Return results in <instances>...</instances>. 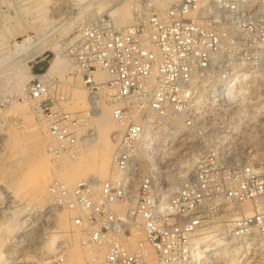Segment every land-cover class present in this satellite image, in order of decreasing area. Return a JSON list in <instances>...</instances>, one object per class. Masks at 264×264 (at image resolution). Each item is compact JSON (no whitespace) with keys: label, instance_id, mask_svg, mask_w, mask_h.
Instances as JSON below:
<instances>
[{"label":"built area","instance_id":"built-area-1","mask_svg":"<svg viewBox=\"0 0 264 264\" xmlns=\"http://www.w3.org/2000/svg\"><path fill=\"white\" fill-rule=\"evenodd\" d=\"M70 53L93 105L104 97L123 128L109 177L48 185L56 206L71 212L82 245L107 246L101 264H148L149 247L157 264H195V240L211 229L210 236L218 234L223 217L236 214L228 235L264 247L263 163L209 153L175 192L168 186V176L180 172L175 148L205 123L213 101L219 113L233 112L222 123L236 129L264 118L262 104L252 111L261 103L254 100L255 84L251 92L254 79L264 81V0H179L129 28L113 22L85 27ZM245 83L242 96L228 94ZM30 97L43 110L54 103L40 77ZM84 117L50 108L51 155L73 153L87 136L79 133ZM248 201L254 211L238 213Z\"/></svg>","mask_w":264,"mask_h":264},{"label":"rangeland","instance_id":"rangeland-1","mask_svg":"<svg viewBox=\"0 0 264 264\" xmlns=\"http://www.w3.org/2000/svg\"><path fill=\"white\" fill-rule=\"evenodd\" d=\"M138 4L139 7L136 8ZM170 6L172 5L169 3L166 9ZM142 9L149 13L159 11L154 8L150 0H139V2L137 0H0V226L8 222L14 225L12 229L0 233L2 236L0 260L8 258L15 262L13 264H68L72 251L71 234L79 235L78 243L86 255L82 252L83 263L88 259L87 254L92 253L82 245L80 233L73 225L70 212L68 230L71 229V233L64 232L58 226L57 216L65 210L58 208L52 197L49 196L52 203L43 198L31 203L27 195V187L24 192L12 197L10 188L8 189L10 182L5 170L8 165L12 164L10 158H7L11 155L9 145L14 138L27 136L30 131L34 132L35 126L39 123L45 124L50 108L63 109L73 117L85 116L79 127V133L87 135L83 140L93 137L94 130L91 124L97 120L104 108L112 110V106L103 97L99 100L97 108L94 107V112L87 114L92 107L84 101L90 100V93L80 75L75 72L70 45L78 38L83 28L106 22L112 23L113 18L110 15L112 10H116L117 15L126 21L124 26L118 24L115 26L125 28L133 25L131 24L133 21H137ZM26 28L27 33L24 31ZM29 35L32 36V41L25 45L32 47L28 51L18 49L17 45ZM40 37V44L34 45ZM53 47L61 49L59 52L69 58L71 69L53 78L41 76L49 83L50 97L54 99V103H49V109H42L39 114L30 113L28 108L30 110V107L38 102L30 97V91L38 74L34 65H40L44 69L42 73H46L56 57ZM29 75L32 76L29 77ZM255 82L256 80L252 82V87L254 84L256 87L253 91L256 98L254 100L261 102L258 106L262 104L264 107V81ZM75 94L81 95V103L74 102ZM215 103L213 101V106L209 107L205 123L189 131L186 146L175 148L174 159L180 165V172L177 174L183 175L186 171L193 172L201 156L209 153L218 154L229 161L240 160L243 163L258 161L264 164L262 158L264 155V118L257 122H245L240 129L233 130L228 123H222L224 117L231 119L233 112L220 111L219 113L214 109ZM46 105L43 103L44 107ZM257 111H260V108L257 107L255 112ZM41 132V136L46 140L44 150L48 155L50 154L49 144L47 145L48 128L46 127L45 131ZM118 133L112 135L118 137L121 134ZM117 137L113 140L115 146ZM185 151L189 153L183 155ZM75 157L76 155L64 158V160L70 161ZM49 158L53 162V171L60 170L62 157L49 155ZM109 175L110 173L107 177ZM92 176L94 177L90 172L74 183L81 179L92 178ZM55 179L59 178L53 176L48 185ZM249 208L254 211L256 207L254 203L248 201L240 204L236 211L246 213ZM235 215L231 214V217L225 215L218 226L219 231L217 232L220 235L217 238H224L215 241L216 234L210 236L213 233L211 229L212 233L209 234L208 230L207 237L199 239V248L203 250L204 262L202 264H264V247L260 243L254 241V246H248L228 235L229 223L222 221L232 219ZM0 264H2L1 261ZM195 264H197L196 260Z\"/></svg>","mask_w":264,"mask_h":264},{"label":"bare ground","instance_id":"bare-ground-1","mask_svg":"<svg viewBox=\"0 0 264 264\" xmlns=\"http://www.w3.org/2000/svg\"><path fill=\"white\" fill-rule=\"evenodd\" d=\"M150 1L153 3L154 8L159 10V11L166 10L167 5L169 3L171 5H176L179 2V0H150ZM137 2H139V0H137ZM138 7H139V4L136 5V8H138ZM116 10H112L110 12V15L113 18L112 22L114 25L118 24L119 26H124V24H126V21L117 15ZM148 13L149 12L142 9L141 14L139 15L140 17L138 16L139 18L137 17V21L136 22L133 21L131 24L134 25L138 21H140L141 19L146 18ZM130 26H132V25H130ZM130 26L125 27V28H129ZM27 30L28 29L26 28L24 31L27 33ZM31 41H32V36L29 35L26 37V39H24V41L21 44L17 45V48L21 49L23 51H26V50L28 51L30 49V47H32V46H26L25 44H27L28 42L31 43ZM36 42L37 43L34 42V45L40 44L41 37H40L39 41H36ZM31 45H33V44H31ZM52 49L55 50L56 57L52 60V62L50 64L48 70L46 71V73L37 75V77L41 78V76L42 77L46 76L49 78L50 77L53 78V77L58 76V75L61 76L68 69H71V63L69 62V58H67L65 55H63L59 52V50H61V49L58 50L57 47H53ZM31 76L32 75H29V77H31ZM99 78L104 79L105 75L99 74ZM45 81L47 82V80H45ZM253 81H255V80H253ZM259 81L260 80H258V82ZM245 88H246V83L241 84L239 86L237 85L235 87L228 89V94L232 95V96H237V95L242 96L244 91H245ZM253 89L254 88L252 87L251 92L253 91ZM74 102L76 104L81 103L82 102L81 95L75 94ZM84 102L88 103L87 105H90L93 109H94V107L97 106V105L96 106L93 105L92 100H91V94H90V100L88 99V100H85ZM257 107L260 108V106H257ZM26 108H28V107H26ZM253 109H252V111L255 112L256 108L254 110ZM28 111L30 113H38L39 114L42 111V107L40 105V102L38 101L35 104H33L30 107V110L28 108ZM95 114H97V112H95ZM231 118H233V117H231ZM45 122L44 123L46 125L43 123H41V124L39 123L38 125H36L34 128V132L30 131L27 136L14 138L10 142L9 151L11 152L10 153L11 155L7 158H10L12 164L8 165L5 168V170L7 171V176L9 178V182H10L9 183L10 186L8 187V189L10 188L9 190L12 194V197L18 196L19 194H21L22 192H24L25 187H27L28 188V191H27L28 194L27 195H29L31 203L32 202H38L42 198L48 202H51L52 199L49 200L50 197H49V194L47 192V185L53 176L59 178L60 180L64 181L65 183H67L69 185L74 184L75 181L80 180V178L85 177L90 172L92 173V175H94V177L92 176V178H99L100 180H104V178H106L108 176V174L110 173L112 163H113V158H114V155L116 152L115 147H117V145L115 146L113 143V140H115L117 135H115L116 136L115 137V136H113L114 135L113 133L119 132L118 134H120L121 130H123V128L120 125L116 124V122L113 118L111 109H109V108L103 109L101 115L99 117H97V120H95L91 124V127L94 130V132L92 133L93 137H91V139L86 138L85 140H83L84 138H81L80 142L82 140H83V142H81V143L79 142L80 145L76 146V148L74 149L72 154H68V155H65L62 157V159H63L61 161L62 166H61L60 170H56V171H53V167H54L53 162H52V159L50 160V158H49V155L51 156V153L47 155L45 153V150H44V145H45L46 140L40 134V133H42L41 131H43V130L45 131L46 127L48 128L49 119H47V121H45ZM231 128L233 130H235L238 127H236L231 122ZM48 139H49V141H48L47 145L51 144L54 141L50 135H49ZM116 142H117V139H116ZM12 155H14V156H12ZM75 155H76V157L70 161L64 160V158L75 156ZM262 158L264 159V155L262 156ZM174 161H175V159H174ZM58 165L60 166V164H58ZM186 173H188V171H186L185 173L183 172V175L174 174V175L168 176V181H169L168 186H169V192L170 193H173L178 189V187L180 186V182ZM92 178H89V179H92ZM81 181H82V179H81ZM13 201H14V199H13ZM50 207L52 208V205H50ZM69 212L70 211L65 210L64 212L60 213L57 216V224L61 229H63L64 232H70L71 231V229H70V231L68 230V228H69ZM252 212L253 211L251 210V208L246 210V213H248V214H251ZM230 217H231V215H230ZM235 217L236 216H234V218H232V219L231 218L226 219L222 222H228L229 223L228 226H229L233 223V221L235 220ZM13 226L14 225L10 224L9 222H8V224L4 223L3 225L0 226V233H2L1 231H8V230L12 229ZM79 233H80V237H81V232H79ZM219 235L220 234H216L215 241H219L221 238H224V237L217 238ZM78 239H79L78 234H71L70 240L72 242V251H71V254L69 256V263L68 264H101V261H102L103 257L105 256V252L107 251V246L99 245V246H96L94 248H89V250H91L92 253L90 252L87 254L88 259L86 262L83 263V258H82V252L83 251L81 249V246L78 243ZM1 241H2V236L0 234V243H1ZM254 241H257V240L256 239L253 240V246H254ZM199 244H200V242H197L195 240L194 246H200ZM48 245H50V243ZM202 253H203V250H201L200 248H198L197 253L196 252L194 253L195 260H196L197 264H202L204 262L203 257H202ZM84 255H85V253H84ZM87 257H85V258H87ZM0 261L2 262V264H13V263H15L13 260H10L8 258H6L4 260H0ZM148 264H157L155 251L152 247H149Z\"/></svg>","mask_w":264,"mask_h":264},{"label":"crops","instance_id":"crops-1","mask_svg":"<svg viewBox=\"0 0 264 264\" xmlns=\"http://www.w3.org/2000/svg\"><path fill=\"white\" fill-rule=\"evenodd\" d=\"M38 62H40V61H38ZM38 62H37V64H39ZM34 69L36 72L39 73L43 69V67H41L40 65H34Z\"/></svg>","mask_w":264,"mask_h":264},{"label":"trees","instance_id":"trees-1","mask_svg":"<svg viewBox=\"0 0 264 264\" xmlns=\"http://www.w3.org/2000/svg\"><path fill=\"white\" fill-rule=\"evenodd\" d=\"M43 70H44V69H42V70H41L39 73H42V72H44Z\"/></svg>","mask_w":264,"mask_h":264}]
</instances>
